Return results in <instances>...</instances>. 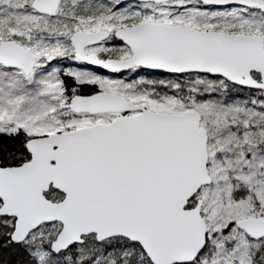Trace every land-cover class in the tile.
Returning <instances> with one entry per match:
<instances>
[{"label": "snow or ice", "instance_id": "snow-or-ice-1", "mask_svg": "<svg viewBox=\"0 0 264 264\" xmlns=\"http://www.w3.org/2000/svg\"><path fill=\"white\" fill-rule=\"evenodd\" d=\"M0 264H264V0H0Z\"/></svg>", "mask_w": 264, "mask_h": 264}]
</instances>
